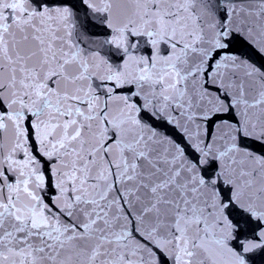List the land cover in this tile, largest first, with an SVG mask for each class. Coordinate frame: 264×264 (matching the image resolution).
Masks as SVG:
<instances>
[{"label": "snow or ice", "instance_id": "obj_1", "mask_svg": "<svg viewBox=\"0 0 264 264\" xmlns=\"http://www.w3.org/2000/svg\"><path fill=\"white\" fill-rule=\"evenodd\" d=\"M0 264H264V0H0Z\"/></svg>", "mask_w": 264, "mask_h": 264}]
</instances>
